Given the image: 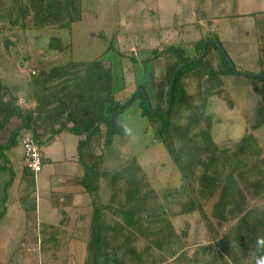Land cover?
Instances as JSON below:
<instances>
[{
    "label": "rangeland",
    "instance_id": "374dc122",
    "mask_svg": "<svg viewBox=\"0 0 264 264\" xmlns=\"http://www.w3.org/2000/svg\"><path fill=\"white\" fill-rule=\"evenodd\" d=\"M81 7V20L74 23L69 31L28 28L21 32L20 28L9 26L8 20L4 18L7 11L0 6V78L4 79L8 87H15L20 97L30 74L50 70L71 58L76 61L100 58L105 67L111 70L115 87L123 88L119 99L130 96L139 85L151 98L153 78L161 77L173 63L184 64L183 73L195 70L198 62L193 61L204 55L207 45L208 72L214 71L222 80L227 97V101L217 97L204 101L206 113L211 117L210 140L204 130L205 125L190 110L175 106L169 116L142 117L140 98L120 114L122 132L113 139L111 145L103 149L104 127H101V135L92 139L93 153L97 156L104 153L100 170L103 177L99 181L103 197L107 194L109 177L134 158L142 169V176L158 194L164 214L172 223L175 234L170 238V257L167 253L152 250L150 261L153 264H204L208 256L206 247L212 246L215 252H220V248L214 239L208 238L197 212H180L188 199L194 197L208 203L211 200L209 191L199 182L203 176L214 177L221 174L224 168L227 170V167L223 160L218 161V157H199V162L194 164L188 177L193 188L190 193L188 188L182 186V175L170 151L210 144L220 151H232L245 135L252 134L253 145L256 144V149L264 157V124L257 130L253 128L255 108L258 104L264 105V0H82ZM30 21L28 19V27ZM56 36H61L64 44L69 45L71 54L70 51L61 54L44 52L48 39ZM215 43H218L217 47L213 45ZM167 47H171L168 55L143 63L142 55H150L154 51L161 53ZM186 62L189 64L186 65ZM196 78L189 83L195 90L198 86ZM61 136L54 144L53 152L59 161L66 164L67 160L76 159L78 139L69 133ZM167 142L173 149L167 147ZM21 152L23 149L18 144L5 153L13 159V170L17 176L21 175ZM1 165L4 163L0 161ZM76 173L83 172L78 167ZM43 175L42 172L36 176L40 196L45 194L43 189H46ZM2 187L0 181V264H93L87 252L88 234L81 231L89 224L92 213L90 204L93 200L88 195L80 190L74 197L67 193L62 194L64 198L56 196L57 208L69 206L70 199L73 201L70 206L76 207L79 213L87 205L82 212V221L78 223L80 231L75 230L67 236L55 234L59 236V244H55L59 249L51 250L53 255L45 246H39L27 249L25 261H20L27 246L23 238L25 235L26 239L29 238V233H24V215L19 210H10ZM32 197L39 200L36 194H32ZM82 198H86L84 206ZM248 208L252 209V214L247 220L248 224H245L253 230L258 225L256 223H260L258 218H264V199L249 201ZM27 215L31 227L48 224L56 227L63 219L61 214L50 218L36 217L31 213ZM232 223L234 221L228 225ZM222 228L227 230L225 226ZM253 241L244 243L252 249L256 245ZM227 242L228 239L223 244L227 246ZM134 247L137 251H144L148 244L139 238ZM238 248L235 246L232 253L240 262L243 257ZM246 254L242 264H264V255H258L259 259L255 262L253 252ZM31 255L30 261L28 258ZM12 256H16V259H12ZM123 259L120 264H130L129 258ZM224 261L233 264L228 258H224Z\"/></svg>",
    "mask_w": 264,
    "mask_h": 264
},
{
    "label": "trees",
    "instance_id": "16d2710c",
    "mask_svg": "<svg viewBox=\"0 0 264 264\" xmlns=\"http://www.w3.org/2000/svg\"><path fill=\"white\" fill-rule=\"evenodd\" d=\"M0 6L7 11L4 18L8 20L9 26L18 27L21 32L28 28L69 31L74 23L81 20L82 13V0H0ZM28 19L31 20L30 27ZM62 40L61 36L49 38L44 52L68 53L69 45ZM213 45L217 47L218 43ZM170 48L167 47L161 53L154 51L150 55L141 54L143 63L168 55ZM207 51L206 45L204 55L200 54L199 59H194L193 62H198L195 70L183 73L184 64L173 63L175 66H168L161 77L153 78L151 98L139 85L130 96L124 100L119 99L123 88L115 87L111 70L105 67L100 58L91 61H76L71 58L50 70L30 74L20 97L15 87H8L4 84V79L0 78L2 163L6 158L5 153L18 144L23 149L22 139L29 136L40 156V172L35 174L28 167L23 152L22 169L34 182L45 167L42 149L53 144L63 133L77 137L76 159L70 162L77 164L83 173L81 177H73L70 183L71 187L78 192L82 190L93 200L90 204L92 213L89 224L81 229L88 234L86 246L93 264H120L123 258H129L130 264H153L150 261L152 250L167 253L170 257V238L175 234L174 228L164 214L158 194L142 176L140 165L132 158L125 167L113 173L109 177L107 194L103 197L99 181L103 177L100 170L104 153L98 156L93 153L92 139L99 137L101 127H104L103 149L111 145L113 139L122 132L119 126L120 114L140 98V116H169L175 106L185 108L205 125L204 130L210 140L211 117L206 113L204 101L212 97L227 101V97L222 80L214 71L208 72L210 64L206 62ZM188 62L185 64L188 65ZM196 75L199 77L196 78ZM193 78L197 79L196 90L189 85ZM254 121V130L264 124L263 104L256 106ZM253 143L254 137L247 134L232 151H220L213 144L170 151L182 175V186L188 188L190 193L193 188L188 177L194 164L199 162V157H218V161L223 160L227 167V170L224 168L221 174L214 177L203 176L199 182L209 191L211 200L208 203L194 197L188 199L180 212H197L208 238L214 239L220 248V252H215L212 246L206 247L208 256L204 264H226L224 258L232 260L233 264H242L247 252L254 253L256 262L260 255H264V218H258L260 223H256L258 225L253 230L245 224L252 214V209L248 208L249 201L264 199V157ZM167 147L173 149L168 142ZM4 169L5 164L0 166V170ZM11 182L12 175L7 184L10 185ZM70 195L73 196V193ZM31 196L32 194L24 195L25 198L22 197L20 201L26 214L33 213L36 208L35 199ZM231 221L234 223L228 225ZM224 226L227 230L222 228ZM187 227L186 225V229ZM245 231L248 234H244ZM139 238L148 244L144 251H137L134 247ZM226 239L227 246L223 244ZM248 241H253L256 245L251 249L244 243ZM235 246L239 247L243 257L240 262L232 253Z\"/></svg>",
    "mask_w": 264,
    "mask_h": 264
},
{
    "label": "crops",
    "instance_id": "0c3cea01",
    "mask_svg": "<svg viewBox=\"0 0 264 264\" xmlns=\"http://www.w3.org/2000/svg\"><path fill=\"white\" fill-rule=\"evenodd\" d=\"M61 135L56 138L53 144L42 149V155L45 164L43 171L44 174L43 181H46V189H43V192L45 193L44 195H42L43 197L38 194V189H40V186H37L36 178L33 182L31 178L25 175L23 172L22 152H21V161L19 164L20 166H22V168L20 169V173H21L20 176H17V174L14 173L13 169L15 168V166L13 167V159L11 160V158H8V156H6L4 161L6 169L0 172V177H1L0 181L2 182L3 185L2 193L8 199V206H10V210L13 209L19 210L18 212L24 215V219L26 222V228H25L26 231L24 233H29V238L26 239V235L23 238V242H25L24 244L27 246H26V251L24 252V256L21 255L22 257L20 258V261H25L26 254L28 252L27 249L32 250L34 247L36 248L39 246H45V248L50 250L49 253L51 252V250H54L57 247H58L57 249H59V246L55 245V244H59V239H58L59 236L58 237L55 236V234L57 233L59 235L67 236L68 233H73L75 230L76 232L80 231L78 229V225H79L78 223H80L79 221H82L81 218L82 212L84 213V210L86 209L87 205L83 207L82 208L83 211L81 210L82 212L79 213L77 212L78 210L76 209V207L70 206L73 202L71 201V199L68 200V202L70 203L69 206L66 205V207L64 208V205L61 204L63 206L62 207L60 206L61 208H57L58 200H56L55 198L56 196L61 197L62 194H66V193L69 195L73 193V196L70 195V197L77 196L78 190L71 187L70 181L73 177H80L82 175L76 173L79 167L77 164H75L74 162L70 163L68 161L66 164H64V162L62 163V161H59V159L55 156L53 152V146L58 142L59 137L62 138ZM11 175H12V182L10 185H8L9 184L8 181ZM61 185H63L64 187H60ZM27 194L28 195L36 194V196H39V200L35 199V206H36L35 211L31 213L34 214L36 217L50 218L52 216L57 217L59 214H61V218L63 219L56 224L57 225L56 227H52V225L49 226V224L47 226H39V227H35V226L31 227V225H28L29 224V221L27 220L28 215L24 213L22 207L20 206V201H22L23 199L22 197H24V195ZM63 196L61 198H64ZM31 198L33 197L31 196ZM85 199L86 198L81 199V201L83 200L82 206L85 205L84 204L86 202ZM8 211H9V207H8ZM70 218H72V221ZM68 224L70 227L68 226ZM37 233L39 234L37 237L31 236L32 234L36 235ZM27 240L29 241L26 242ZM31 257L32 255L28 258L30 259V261H31ZM12 259H16V256L15 257L12 256ZM22 264L24 263L22 262Z\"/></svg>",
    "mask_w": 264,
    "mask_h": 264
},
{
    "label": "built area",
    "instance_id": "2783aa9c",
    "mask_svg": "<svg viewBox=\"0 0 264 264\" xmlns=\"http://www.w3.org/2000/svg\"><path fill=\"white\" fill-rule=\"evenodd\" d=\"M23 153L28 167L35 173L40 172V156L29 136L22 139Z\"/></svg>",
    "mask_w": 264,
    "mask_h": 264
}]
</instances>
